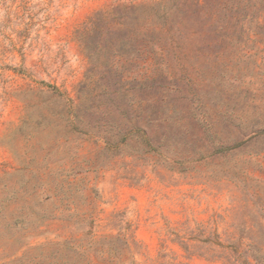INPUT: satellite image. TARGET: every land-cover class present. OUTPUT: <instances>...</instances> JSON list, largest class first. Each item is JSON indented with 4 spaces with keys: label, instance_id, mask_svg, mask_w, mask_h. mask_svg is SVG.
<instances>
[{
    "label": "rangeland",
    "instance_id": "obj_1",
    "mask_svg": "<svg viewBox=\"0 0 264 264\" xmlns=\"http://www.w3.org/2000/svg\"><path fill=\"white\" fill-rule=\"evenodd\" d=\"M115 8L131 19L101 40L95 86L81 31ZM133 23L167 26L174 47L135 58ZM229 76L255 100L242 127L204 132L209 153L173 122L155 146L146 121L124 136L136 87L232 94ZM103 248L119 264H264V0H0V264Z\"/></svg>",
    "mask_w": 264,
    "mask_h": 264
},
{
    "label": "trees",
    "instance_id": "obj_2",
    "mask_svg": "<svg viewBox=\"0 0 264 264\" xmlns=\"http://www.w3.org/2000/svg\"><path fill=\"white\" fill-rule=\"evenodd\" d=\"M116 9L118 8H115L110 15H105L101 12L95 14L81 31V40L84 49L87 51V55L92 61V67L89 73L91 75V80H93V85L95 86L97 85L96 80L99 75L97 68L99 64L98 58L100 55L101 40L104 39L105 36L121 30L113 28L114 26L118 25L123 27L126 25V20L128 19L129 21V19H131L128 17L129 12H127V10L118 13L117 11L120 12V10ZM130 23H132V21ZM179 28L180 27L176 28L177 32L178 34H182ZM228 28L232 33H238L237 26L230 25ZM169 31L170 29L165 25H140L138 23H133L127 28L126 37L128 42H130L131 49L137 54L135 58H140V56L144 58L147 53L152 52L161 55V51L164 47L172 50L175 45V40L172 35L169 37ZM113 54L115 55V53ZM156 70L158 69L156 68ZM238 70L239 72L241 71L240 69ZM221 74L225 76L224 73ZM155 76H158V73H156ZM124 78L123 74L119 75L120 81H123ZM154 78L155 77H153V79ZM144 79L147 81L151 78L145 77ZM226 79L232 82V85H230L233 91L232 94L221 93L217 91L221 88L219 87L220 85L209 84L210 82L213 83L215 79L208 83H206V80H201L202 85H196L195 93H191L188 89L170 90L162 87H154L152 85L144 86L143 88L136 87L134 89L135 93H139V95H135L134 101H132L131 105L128 107L130 115L127 117V121L130 124V130L125 131L124 136L135 130L139 132L141 129L139 124L146 121L149 126L145 127L147 128V132L144 128L142 133L149 146H155L156 143L160 142L161 138H166L167 122H173L174 125L180 126V131L185 130L187 133H190L191 130V137H194L191 139V144L194 142L202 144L194 154L206 152L203 150L204 140L202 135L204 132L207 130L208 132H212L213 135L218 136L220 124L225 128L242 127V121L249 106V101L255 100V96L251 94L250 88L245 87L246 85L241 77H234L231 79L229 76L228 78L226 77ZM135 81L138 82L139 80L135 78ZM197 87H202L209 93L212 91L217 92L218 94L213 96L214 103L207 104L202 98L200 99ZM125 93V87L120 86L110 94L111 100H118L124 97L126 95ZM204 93L205 95L207 94V92ZM190 94L197 95L199 98L196 99L198 102L194 105L191 103V99H189ZM132 96L134 97L133 94ZM91 98L93 101L100 98L99 93H95V95L93 93ZM231 102H233V105H230ZM114 106L116 110L119 109L116 105ZM186 119L189 120V125L183 123ZM121 130L122 129L119 128V131ZM107 140L110 142L112 138L110 137ZM221 149H224V147L222 146ZM217 152L218 151H215V153L212 152L209 156H217L218 159V155L221 157L229 156L228 151H223L219 154ZM207 153H209V151L206 152V154ZM102 253L99 260L94 263L89 262L86 264H119L116 263L113 258H110V256L115 254L114 251L103 248Z\"/></svg>",
    "mask_w": 264,
    "mask_h": 264
}]
</instances>
